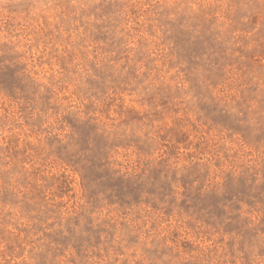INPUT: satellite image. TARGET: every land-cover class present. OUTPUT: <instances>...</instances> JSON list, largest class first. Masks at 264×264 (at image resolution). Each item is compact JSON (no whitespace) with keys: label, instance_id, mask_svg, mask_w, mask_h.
<instances>
[{"label":"rangeland","instance_id":"374dc122","mask_svg":"<svg viewBox=\"0 0 264 264\" xmlns=\"http://www.w3.org/2000/svg\"><path fill=\"white\" fill-rule=\"evenodd\" d=\"M0 264H264V0H0Z\"/></svg>","mask_w":264,"mask_h":264}]
</instances>
